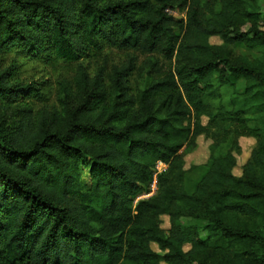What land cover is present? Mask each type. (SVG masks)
Instances as JSON below:
<instances>
[{"label": "trees", "instance_id": "trees-1", "mask_svg": "<svg viewBox=\"0 0 264 264\" xmlns=\"http://www.w3.org/2000/svg\"><path fill=\"white\" fill-rule=\"evenodd\" d=\"M253 1L0 0V264H159L152 242L167 264H264V30ZM237 42L260 54L234 57ZM110 50L125 57L109 63ZM25 60L73 63L75 75L51 100L24 79ZM200 134L210 156L189 192L183 149ZM241 135L257 144L236 176ZM159 162L156 193L135 203ZM183 216L205 218L209 241Z\"/></svg>", "mask_w": 264, "mask_h": 264}, {"label": "rangeland", "instance_id": "rangeland-1", "mask_svg": "<svg viewBox=\"0 0 264 264\" xmlns=\"http://www.w3.org/2000/svg\"><path fill=\"white\" fill-rule=\"evenodd\" d=\"M256 3L260 13L259 24L260 27L264 30V0H256ZM242 28L244 30H248L249 23L242 24ZM210 42L216 45L222 44L224 43V39L220 35H213L210 37ZM259 54H260L259 51L248 47L243 42L236 43V51L234 57L239 55H248L251 57H256ZM10 57H11L10 55L7 56V60L10 59ZM124 57H125L124 51L110 50L108 60L109 63H116L122 60ZM86 60L92 63L91 67L95 66L96 62H94L95 60L94 58H87ZM75 68H76L75 64L67 63L63 61H55L50 64H45L39 60H25L24 65L22 67L23 70L22 74L24 79L42 81L46 86L50 87L52 90L51 100H53L56 92L57 81L61 78H68V79L73 78L75 75ZM234 82L236 83L237 87L240 90L244 89L245 87L244 79L234 78ZM207 120H208L207 117L205 116L201 117V121L204 124L207 123ZM211 143H212L211 138L207 137L205 134H200L195 136L194 142L192 144L186 145L183 149V156L185 159L184 167L186 169L185 182H186V188L189 192H192L194 190L199 179L204 175V173L207 170V161L210 156ZM256 144H257V139L254 136H248V135L239 136L238 138L239 149H237L234 152L236 157V162L232 168V172L236 176L242 175L243 166L250 158L251 152L253 148L256 146ZM166 167L167 166L164 163L160 164L159 172L163 171ZM84 177L89 181L88 164H86L84 168ZM151 184L148 188L149 192L142 193L139 196H137L134 201L135 203H137L141 199L147 198L156 193L157 188H155V190L152 191ZM160 219H161L162 228L168 231L171 227L170 216L168 214H163L161 215ZM180 222L183 226H196L198 234L201 237V239H203V241L205 242L209 241L208 230H207L208 222L205 218H194V217L183 216L180 218ZM151 247L155 251H157L160 255L159 264H167V262L164 259L165 251L160 249L158 244L155 242L151 243ZM184 249L186 251H189L191 249V243L189 242L185 243ZM192 264H196V263L194 262Z\"/></svg>", "mask_w": 264, "mask_h": 264}, {"label": "built area", "instance_id": "built-area-1", "mask_svg": "<svg viewBox=\"0 0 264 264\" xmlns=\"http://www.w3.org/2000/svg\"><path fill=\"white\" fill-rule=\"evenodd\" d=\"M160 164H162V162H159V164L157 166V172L155 173L153 182L151 184L152 185V191L155 190V188H157V174L160 170ZM152 191H151V193H152Z\"/></svg>", "mask_w": 264, "mask_h": 264}]
</instances>
